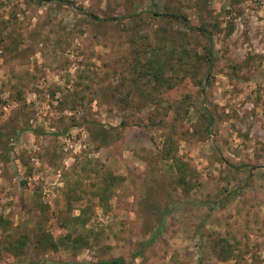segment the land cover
Listing matches in <instances>:
<instances>
[{"label":"rangeland","instance_id":"1","mask_svg":"<svg viewBox=\"0 0 264 264\" xmlns=\"http://www.w3.org/2000/svg\"><path fill=\"white\" fill-rule=\"evenodd\" d=\"M154 10L211 31L203 86L137 78L188 33ZM0 129V264H264V0H0Z\"/></svg>","mask_w":264,"mask_h":264},{"label":"trees","instance_id":"2","mask_svg":"<svg viewBox=\"0 0 264 264\" xmlns=\"http://www.w3.org/2000/svg\"><path fill=\"white\" fill-rule=\"evenodd\" d=\"M153 14L155 17L160 18L159 20H165V21H176L183 25V27L188 31V33H173L171 36L167 37V35H164L162 32L161 35H157L160 38L157 39V46L153 47L152 50L146 51L148 52L146 56H148L146 62L142 63L141 67H136L137 72V78L138 79H146V82L151 83L154 87V89L158 88H169L174 89L176 86L181 84L187 77H193L198 85L201 87L203 86V79L199 77V63L200 64H207L209 67L214 66V42L212 38L211 31L205 26L202 25L200 27L192 26L190 20L186 15H179L171 13L170 11L167 12H160L159 10H154ZM137 17H133L132 21H134V25L131 27V43L133 45L138 44L139 46L142 44L143 38L138 35V23H137ZM190 34H194L197 37L202 38L206 44L203 46V54H200L197 49L187 48V43L190 40L191 37ZM140 38V39H139ZM199 39L197 40V43L199 44ZM164 42H171L173 45V49L171 51V54H173V57H165L161 54V51L163 50V47L159 45V43ZM181 42V43H180ZM180 43V44H179ZM145 51V49H143ZM139 53V50L136 51ZM137 63L140 65V60L137 61ZM191 66L190 70L186 68L189 65ZM181 74V75H180ZM209 77V73H208ZM206 78V77H205ZM137 80V79H136ZM185 103L183 102L182 106H177V110H179L177 113L180 117H184V113L188 110L185 108ZM175 106V105H174ZM211 118L209 117V121ZM211 124V122H210ZM210 124L208 126H210ZM101 132H105L104 129ZM106 136L109 137V133L106 131ZM99 137V136H98ZM7 136L2 133L0 129V141L6 139ZM101 142L103 144H108V138H102ZM10 148V147H9ZM8 151V150H7ZM172 150L169 149L167 152H165V158H170ZM1 157L3 155H0ZM224 204V201L221 200L220 202H210L209 207L211 210H214L216 208H219V206H222ZM161 229V226L159 227ZM159 232H157L152 240L149 242H153ZM26 237L20 238L17 242H10L9 243V250L15 254V256L19 257L21 253L20 251H23L25 245H26ZM46 242L49 240V238L46 237ZM220 245L224 246L222 253L229 254L230 256L233 255V247L230 245V243L226 240L219 241ZM53 246L54 250H57V245L54 243L51 245ZM8 250V249H7ZM143 250H140L138 253H135L131 255V257H120L115 258L109 261H99L97 263H83V264H127L128 259L130 258H136L140 255H142ZM25 264V263H20ZM31 264H45L43 262L41 263H31Z\"/></svg>","mask_w":264,"mask_h":264}]
</instances>
